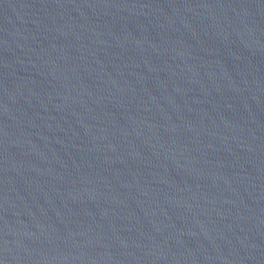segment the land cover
<instances>
[{
	"label": "water",
	"instance_id": "obj_1",
	"mask_svg": "<svg viewBox=\"0 0 264 264\" xmlns=\"http://www.w3.org/2000/svg\"><path fill=\"white\" fill-rule=\"evenodd\" d=\"M0 264H264V0H0Z\"/></svg>",
	"mask_w": 264,
	"mask_h": 264
}]
</instances>
